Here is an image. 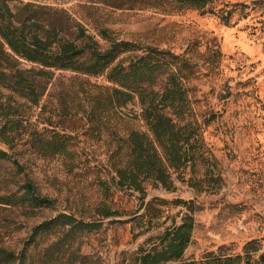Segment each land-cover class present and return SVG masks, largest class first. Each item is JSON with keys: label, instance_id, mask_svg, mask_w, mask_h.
Masks as SVG:
<instances>
[{"label": "rangeland", "instance_id": "rangeland-1", "mask_svg": "<svg viewBox=\"0 0 264 264\" xmlns=\"http://www.w3.org/2000/svg\"><path fill=\"white\" fill-rule=\"evenodd\" d=\"M10 0L13 9L31 3L48 14L64 16L73 33L83 31L102 48L111 40L132 43L138 53L150 47L176 56L173 69L186 88V121L197 128L193 164L182 176L174 174L171 188L146 184L145 193L118 190L107 203L117 214L102 218L95 213L104 199L98 181L104 172L78 168L69 172L64 156L43 155L30 142L11 152L0 165V194L17 189L27 178L56 199L53 208L36 210L24 218L20 209L8 208L14 219L7 243L20 249L33 224L59 212L98 217L101 227L80 237L81 252L93 264H135L138 251L158 243V237L186 212L195 219L192 239L184 255L168 264L202 261L213 254H237L250 240L264 250V3L262 0H213L203 8L159 0L153 4L124 0ZM230 13V22L223 18ZM126 55L123 54L120 57ZM170 58L168 54H165ZM23 67L32 64L22 60ZM78 76L73 82L70 78ZM81 79L109 84L104 76H86L58 70L41 101L28 99L0 85V123L5 115L25 117L28 129L53 126L73 134L83 159L104 160L108 145L94 132L87 134L86 118L69 119L59 104L63 91L80 88ZM14 107L10 109L7 102ZM138 98L122 108L125 128L147 131ZM80 118V119H79ZM52 123L53 125H50ZM55 126V127H56ZM66 129V130H65ZM50 131H45L49 136ZM25 140V139H24ZM1 146V145H0ZM25 166L19 172L13 163ZM110 174L111 169H107ZM193 208L190 212L189 209Z\"/></svg>", "mask_w": 264, "mask_h": 264}, {"label": "trees", "instance_id": "trees-1", "mask_svg": "<svg viewBox=\"0 0 264 264\" xmlns=\"http://www.w3.org/2000/svg\"><path fill=\"white\" fill-rule=\"evenodd\" d=\"M126 1L130 6L143 2ZM153 1L159 0H146V4ZM165 1L203 8L213 0ZM222 18L229 23L230 13H223ZM70 28L64 16L48 14L31 3H23L15 10L10 0H0V85L41 106L58 70L104 76L109 84L81 79L78 90L69 86L59 104L64 117L86 118L87 134L94 132L108 145L105 159L89 164L73 141L79 133L61 131L64 129L56 125L43 131L28 129L24 116L12 119L5 115L0 123V142L12 152L30 142L43 155L64 156L69 172L78 168L104 172L98 181L104 199L96 206L95 213L108 218L117 214L107 203L116 189L144 194L149 182L173 187L174 174L182 176L184 169L195 161L198 131L185 118L186 88L181 73L173 69L174 54L156 47L138 53L127 41L111 40L108 47L102 48L93 36L81 30L73 33ZM22 60L32 66L23 67ZM78 78L73 76L70 81ZM135 98L139 99L147 131L124 126L122 108ZM7 106L14 108L10 102ZM41 107L43 111L45 104ZM11 156L0 147V165ZM12 161L19 172H24L25 166L18 159ZM107 169L112 170L111 174ZM55 203L56 199L44 195L29 178L17 189H6L0 194V264H93L81 252L79 239L101 227L98 217L88 220L73 212H59L33 224L28 240L20 249L7 243L10 232L23 226L20 223L12 227L14 219L6 212L8 208L16 207L22 217L28 218L35 216L36 210L53 208ZM194 228L195 219L186 212L180 223L165 229L157 244L138 251L135 264H168L180 259L191 242ZM183 264H264V250L261 251L256 240H250L241 253L213 254L202 261Z\"/></svg>", "mask_w": 264, "mask_h": 264}, {"label": "water", "instance_id": "water-1", "mask_svg": "<svg viewBox=\"0 0 264 264\" xmlns=\"http://www.w3.org/2000/svg\"><path fill=\"white\" fill-rule=\"evenodd\" d=\"M0 147L1 148H3L5 151H7L9 154H11V149L7 146V145H5V144H3L2 142H0Z\"/></svg>", "mask_w": 264, "mask_h": 264}]
</instances>
